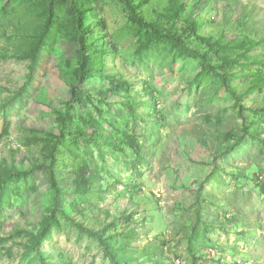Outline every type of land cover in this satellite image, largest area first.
<instances>
[{"label": "rangeland", "instance_id": "374dc122", "mask_svg": "<svg viewBox=\"0 0 264 264\" xmlns=\"http://www.w3.org/2000/svg\"><path fill=\"white\" fill-rule=\"evenodd\" d=\"M132 1L149 25L196 51L213 42L234 46L243 34L264 37V0ZM76 2L78 17L68 2L0 0V264H111L75 225L84 222L73 192L80 167L102 190L89 196L90 209L101 219L109 213L111 223L127 214L136 219L126 264H264V111L253 109L259 93L242 101L248 110L241 113L199 57L130 20L122 0ZM77 19L88 56L81 89L91 102L75 88ZM259 51L255 46L241 59L253 73ZM120 80L131 83L128 91L96 99ZM79 117L96 121L105 142H86L90 129ZM233 128L248 130L234 152L215 162L219 137ZM195 132L210 139L209 147ZM131 133L140 157L127 146ZM55 136H62L57 147ZM11 163L40 170L15 175ZM50 165L64 194L55 226L33 249L28 233L40 230L54 206Z\"/></svg>", "mask_w": 264, "mask_h": 264}, {"label": "trees", "instance_id": "16d2710c", "mask_svg": "<svg viewBox=\"0 0 264 264\" xmlns=\"http://www.w3.org/2000/svg\"><path fill=\"white\" fill-rule=\"evenodd\" d=\"M125 4V7L128 11L130 20L138 24L141 28L148 29L151 34L163 41H169L175 46H180L182 50H184L188 55H194L201 59L202 64L204 65V70L206 72L212 73L214 76L219 77L222 80V85L228 94L231 96L232 99L235 100V104L239 107L240 112L248 110L246 106L242 105V101L253 93H259V101L258 105L257 100L253 105V109L257 112L264 111V37L259 40L255 41L256 39L250 37L248 34H243L241 38H237L233 44L228 45H221V43H210L206 45V48L203 51H196L194 49H190L188 46L184 45L183 41H181L180 37H175L171 31L162 30L159 28H153L149 25L144 19L137 14L136 10L133 6L132 0H122ZM52 4L54 3H64L68 2L71 6L73 12L78 17V5L76 4V0H50ZM82 24L79 19H77V32H78V43H79V60H78V69L76 72V93L82 95L85 100L91 102L93 97L90 94H86L84 90L81 89V85L84 83L85 79H87V71H86V61L88 59L87 56V45H86V35L84 32H81ZM100 28L107 34L108 28L106 22L103 20L100 23ZM41 42L38 44L35 53L32 55L33 60V71L35 70V63L37 61V56L41 50ZM237 46V48H236ZM260 46L261 51H259V55L257 57V61L259 64L258 69H254L256 71L253 73L251 68L242 63V58L249 54L253 47ZM237 64L241 66V68H237ZM244 64V65H243ZM33 73V72H32ZM242 81L243 79H245ZM238 80V83L232 85V82ZM130 82L128 80H120L117 82L115 86L110 88H103L99 91L98 99L99 102H106L112 96L117 95L118 93L126 92L130 88ZM73 93V97H74ZM73 100L77 101L74 97ZM125 109L128 110L131 118L136 116V108L132 103H126L123 105ZM79 120L85 126L89 127L88 137L85 139L86 142H94L96 144H101V142H105V137H100L98 135V131L101 127L98 123L94 120H90L87 118L79 117ZM246 128L241 129L239 131L233 129H229L227 132L222 133L221 137H219L218 144L216 149L211 150V154L213 160L217 162L219 157H225L228 154L234 152L241 144L242 140L244 139L243 134L247 133ZM62 134V133H61ZM199 141L205 147H209L210 139L204 137L202 133L195 132L194 133ZM63 136V135H62ZM62 136H55L56 141L54 142V146L57 147V144ZM127 146H129L134 155L136 157L141 156V147L140 144L137 143L136 136L131 133L125 137ZM264 142V141H263ZM109 146H111L115 150H122L118 147L116 143H111L107 141ZM123 151V150H122ZM11 173L15 175L19 174H32L36 170H40V167L33 166L31 169L24 170L18 169L15 167L14 163L6 165ZM47 176H48V183L50 188L54 193V206L50 210V214L47 219L42 222V226L37 233L30 232L28 233L30 236V244L33 249H37L40 247L41 243L44 240H47L49 232L52 227L56 224V212H57V200L59 196H62L64 193L61 191L60 187L58 186L57 179L55 177V171L53 170L52 166L46 167ZM77 180L75 182L76 188L73 191L75 195H79L80 200L83 202L79 204L77 210L84 218V222L81 224H75L76 228L79 232L84 233L89 238H94L99 245L101 246L104 257L107 258L111 264H126L125 256L132 250L131 242L132 240H136L138 237L136 227V219H134L133 215H124L122 216V220L118 223L119 219L115 218L113 222H109L110 214L104 213L105 217L101 219L100 215L94 212L95 207L90 209L91 202H89V196L91 194L101 193L102 190H96L97 183L93 180L95 176L90 174V178L88 176V171L84 167H80L76 172ZM92 180V181H91ZM132 181V180H131ZM205 200V199H204ZM210 200V199H209ZM215 202V201H213ZM216 204V202H215ZM203 212V211H201ZM198 212V221H201L202 213ZM212 224H209L206 221V225L209 227L218 226L215 221H212ZM226 222L230 223L231 219H226L225 222L222 224L225 225ZM135 223V224H134ZM122 240L121 246H117L114 243L116 238ZM151 262H154L151 259ZM157 264V263H156Z\"/></svg>", "mask_w": 264, "mask_h": 264}]
</instances>
